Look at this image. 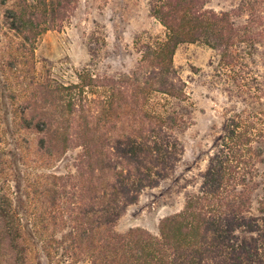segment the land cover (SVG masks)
Wrapping results in <instances>:
<instances>
[{"label": "rangeland", "instance_id": "1", "mask_svg": "<svg viewBox=\"0 0 264 264\" xmlns=\"http://www.w3.org/2000/svg\"><path fill=\"white\" fill-rule=\"evenodd\" d=\"M241 1L245 2L207 0L205 6L217 11L235 8L239 14L233 19L239 27L253 25L256 31H264V3L252 0L251 10L244 12L239 7ZM58 3L61 0H0V194L15 197L20 182V194L29 193L33 199L32 205L23 210L31 226L58 236L70 230L82 208L89 213L85 223L105 229L102 233L109 228L120 234L140 228L155 237L165 218L184 210L188 195L200 194L207 186L215 158L226 156L239 168L231 173L232 177L238 181L241 176L248 184L244 191L248 199L246 219L252 226L236 228L235 235L239 241L258 246L264 264V35L258 53L234 60L235 70L226 69L219 62L220 55L204 44L181 45L176 50L173 66L187 81L194 109L192 124L179 137L181 150L171 161L173 169L157 186L144 189L135 203L122 206L114 222L106 215L109 208L101 206L100 197L110 201L114 185L125 182V178H117L118 170L109 167L88 173L83 180L78 178L76 165L83 148L74 141L78 127L70 123L86 116L81 97L93 99L104 93V88L97 87L101 77L117 82L120 75L132 73L141 58V45L164 39L166 30L151 15L148 0H62V6L55 7ZM19 15L35 18L40 26L20 30L16 22ZM238 71L257 89L254 100L242 102L233 97L231 88L240 82L234 77ZM124 86L126 97L129 101L135 98L137 107L126 108V98H121L119 104L115 95L114 107L108 112L110 123L101 126L90 119L91 131H79L94 142L103 141L106 134L112 137L108 149L114 155L124 145L121 141L127 142V136L140 131L134 130L128 120L135 117L140 122L146 106L145 94L132 97V87ZM155 97L153 94V108L158 107L155 104L159 96ZM99 109H95L94 116L101 114ZM23 116L42 118L50 125L43 131L26 128ZM235 125L240 127L233 132ZM122 164L118 160L113 167ZM42 186H47L49 192L40 191ZM55 187H63L64 192L62 199L57 196L52 201ZM76 187L78 192L84 189L85 204L75 195ZM117 195L121 202L125 199L122 186ZM219 214L224 216L222 211ZM100 216H104L103 221L98 220ZM212 220L206 217L204 224L215 226ZM223 223L218 227L222 228ZM200 231H204L202 226ZM99 237L106 239L104 234ZM6 253L13 257V249L0 242V264L14 263L4 262L8 260L4 258ZM42 255L32 252L33 264L38 259L41 264H90L87 258H73L60 247L50 261Z\"/></svg>", "mask_w": 264, "mask_h": 264}, {"label": "trees", "instance_id": "2", "mask_svg": "<svg viewBox=\"0 0 264 264\" xmlns=\"http://www.w3.org/2000/svg\"><path fill=\"white\" fill-rule=\"evenodd\" d=\"M205 1L207 2L148 0L151 15L166 30L165 38L141 45V58L132 73L120 75L117 82L112 81L110 77H101L97 87L104 88V93L93 99L81 97L86 105L82 107L86 110V116L71 120L70 125L78 127L74 141L79 142L83 148L76 165L78 178L83 180L86 174H94L106 167L115 172L118 170L117 178H125V182L114 185L115 192L110 201L104 202L100 197L103 203L101 206L109 208L106 215L114 222L118 219L122 206L135 203L144 189L157 186L173 169L171 161H174V156L181 150L179 137L192 124L194 109L187 93V81L173 66L176 50L181 45L204 44L220 55L219 62L229 70H235L234 60H244L246 56L259 52L257 46L263 41L264 31H256L253 25L239 27L233 19L235 14H239L236 13L237 9L217 11L206 7ZM260 1L264 3V0ZM251 4L252 0H245L240 2L239 7L241 11L249 12ZM61 6L62 0L55 7ZM55 11L53 8L51 13L54 14ZM16 22L20 30L24 27L27 30L34 25L40 26L33 17L19 15L16 16ZM247 23L248 21L245 24ZM241 73L238 71L235 74V79L240 82L230 87L231 93L242 102L254 100L257 89L245 82ZM80 80L82 82V79ZM83 84L85 85H81V88H85L88 83ZM126 84L127 88L132 87V97L136 93L145 94L146 106L140 122L135 117L128 120L134 130L140 131H133L127 136V142L121 141L124 145L118 147L114 155L108 149L113 143L112 137L106 134L102 136L103 141L94 142L87 139L85 134H79V131H91L90 119L97 120L96 125L109 124L108 112L114 107L115 95L118 96L119 104L121 98H126L124 103L122 100L126 108L134 105L137 107V100L132 98L129 101L125 95ZM153 94L154 98H157L155 95L159 96L160 102L155 104L158 105L157 108H153ZM96 108L101 109V114L96 113L99 116H94ZM26 109L28 107L24 110ZM252 111L254 113L255 108H252ZM261 111L264 112V108ZM22 118L26 128L34 127L43 131L50 125L47 120L35 116ZM238 127L240 126L235 125L233 132ZM40 145L44 147L43 140H40ZM118 160L123 164L113 167V163ZM232 162L226 156L215 158L208 173L207 186L203 187L200 194L188 195L184 210L165 218L160 224V234L155 237L140 228H131L123 234L109 228L102 233L100 231L105 229L99 230L98 227L85 223L89 213L82 208L65 235L58 236L46 229H36L31 226L27 212L23 211L32 205L33 199L29 193L20 194L18 182L15 197L0 194V242L13 249V257H7L9 253H6L4 258L8 260L4 262L12 263L9 260H14L16 264H33L32 252L37 253V256L43 254L42 256L50 261L54 250L60 247L73 258H87L90 264H262L258 246L239 241L235 235L236 228L247 226L250 229L252 224L246 219L248 199L245 198L244 191L248 184L241 176L238 181L232 177L231 173L239 169L233 166ZM52 178L58 179L56 176ZM120 186L126 193L122 202L117 195ZM238 187L241 189L238 190ZM48 190L47 186L40 188L42 192ZM63 190V187H55L52 192L56 196L51 200H56L57 196L62 199ZM75 190V195H79L82 200L84 189L78 192L79 188L76 187ZM233 192L235 194L231 195ZM82 203L85 204L83 200ZM219 211H222L224 216L219 214ZM206 217H212L215 226L204 224ZM99 218L100 221L104 220V216ZM222 221L223 226L219 228L218 225ZM194 223L197 224L196 229ZM200 226L204 229L202 233L199 232ZM197 233L200 236L193 241ZM101 234L105 235V240L99 237ZM104 248L109 250L105 249L104 252ZM36 264H41L40 259Z\"/></svg>", "mask_w": 264, "mask_h": 264}]
</instances>
